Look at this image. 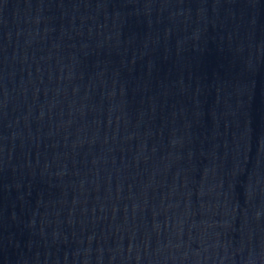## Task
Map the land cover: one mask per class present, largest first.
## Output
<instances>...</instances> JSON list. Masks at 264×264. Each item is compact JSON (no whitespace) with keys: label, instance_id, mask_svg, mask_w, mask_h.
I'll return each mask as SVG.
<instances>
[{"label":"water","instance_id":"95a60500","mask_svg":"<svg viewBox=\"0 0 264 264\" xmlns=\"http://www.w3.org/2000/svg\"><path fill=\"white\" fill-rule=\"evenodd\" d=\"M0 264H264V0H0Z\"/></svg>","mask_w":264,"mask_h":264}]
</instances>
